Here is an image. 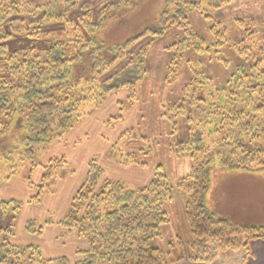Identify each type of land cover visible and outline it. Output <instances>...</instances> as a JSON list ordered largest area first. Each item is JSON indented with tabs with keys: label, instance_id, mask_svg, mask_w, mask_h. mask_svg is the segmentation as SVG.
<instances>
[{
	"label": "trees",
	"instance_id": "16d2710c",
	"mask_svg": "<svg viewBox=\"0 0 264 264\" xmlns=\"http://www.w3.org/2000/svg\"><path fill=\"white\" fill-rule=\"evenodd\" d=\"M22 1L0 0V26L7 23L10 28L0 30L1 39L18 34L37 37L41 18L67 25L74 8L83 12L71 41H56L44 54L10 57L12 78L0 80V151L8 147L7 136L16 129L21 133L18 144L26 147L24 157L32 158L52 135L61 139L82 121L80 108L85 103L98 108L109 94L119 90H126L128 105L134 106L139 101L137 82L146 77L148 48L143 46L137 51L133 44L148 35L180 29L183 37L164 48L170 58L163 83L175 94L165 107L174 130L178 119L189 131L188 141H180L178 149L171 150L177 157L188 155L194 164L176 185L178 189L186 186L192 190L184 208L189 231L186 244L192 250L187 257L205 263L214 260L220 250L243 248L241 264H250L249 243L264 240V225H232L207 205L204 196L213 163L227 171H264V43L253 38L256 31L252 30L231 44L234 61L220 54L211 56L224 47L223 29H216L217 22L210 26L214 39L205 43L193 31L186 14L187 8H194L210 18L201 12L204 2L219 8L231 0H164L165 9L154 23L115 44L99 40V33L108 17L127 9L130 0L105 4L94 21L91 18L95 10L92 13L84 0H49L50 3L31 9ZM57 4L60 9L55 14L49 12ZM210 63L224 69L222 83L209 74ZM182 72L187 79L177 89ZM117 103L122 104L121 99ZM151 148L143 155H148ZM55 160L65 162L63 158ZM120 164L147 167L145 161L130 154ZM155 175L148 184L128 187L121 181L106 179L96 159L88 162L84 181L70 203L69 215L61 221L67 231H76L87 242L86 249L76 251L77 261L73 264H174L187 258H170L169 250L156 244L162 240V227L170 222L166 206L172 200L173 187L161 172L156 171ZM190 179L193 180L187 185L184 180ZM37 195L27 203H40ZM11 201L14 202L0 196L2 207ZM25 229L30 234L41 232V226L33 222H28ZM0 232L6 233L0 241V264H72L65 257L43 259L36 246L12 243L14 231L9 227L0 226ZM177 238L180 244V237ZM170 246L175 247L172 242Z\"/></svg>",
	"mask_w": 264,
	"mask_h": 264
},
{
	"label": "rangeland",
	"instance_id": "374dc122",
	"mask_svg": "<svg viewBox=\"0 0 264 264\" xmlns=\"http://www.w3.org/2000/svg\"><path fill=\"white\" fill-rule=\"evenodd\" d=\"M84 1L88 2L92 13L95 10L91 18L94 21L97 11L105 4L123 0ZM130 1L127 9L108 17L99 33V40L115 44L131 38L154 23L165 9L164 0ZM50 2L22 1L28 3L26 6L29 9ZM60 7L57 4L49 12L55 14ZM201 9L210 18L203 17L194 8H187L186 14L193 31L204 38L205 43L209 44L214 39L209 31L210 26L217 22L219 25L216 29H223L224 47L218 48L220 52L211 53V56L220 54L229 61H234L231 44L252 30L256 31L253 38H259V44L264 43V0H231L219 8H213L204 2ZM82 12L79 7L74 8L68 15L71 23L67 25L59 21H44L40 13L37 19L41 18L43 23L37 37L18 34L7 39L0 38V43L4 44L0 46V80L12 78L9 71L12 55L44 54L56 41H71ZM0 30L7 31L10 28L6 23L0 26ZM182 37L183 32L180 29L170 28L163 35H148L133 44L137 51L143 46L148 48L146 77L137 82L139 101L134 106L129 107L126 90L109 94L98 108L91 103H85L80 108L82 121L61 139L52 135L50 141L43 143L32 158L24 157L26 147L18 144L21 133L16 129L9 133L6 140L8 147L0 151V196L4 201L14 202L11 201L5 207L0 206V226L14 231L12 243L36 246L42 258L47 260L70 255L75 246L86 249L79 241L83 238L76 231H67L61 221L69 215L70 203L84 181L88 162L96 159L103 168L106 179L121 181L128 187L148 184L156 176V171L166 176V180L173 187L172 200L166 206L170 222L162 227V240L156 244L169 250L170 258L180 255L187 257L190 254L192 250L186 244L189 231L184 219V208L191 199L192 190L186 186L178 189L176 185L191 172L194 164L188 155L177 157L171 150L178 149L177 144L180 141H188L189 131L187 125H183L178 119L174 130L172 119L165 107L168 101L174 100L175 94L163 83L165 65L170 58L164 48ZM247 39L249 40L248 37ZM207 67L209 74L218 83L224 81V69L221 66L210 63ZM225 72L228 76L229 72ZM186 79L187 76L182 72L176 88ZM176 88L172 90L175 93ZM119 99L122 104L117 103ZM149 147H152L150 153L143 155ZM128 154L135 156L138 161H145L147 167L120 164ZM56 158H63L64 164L57 163ZM7 177L10 179L5 180ZM191 180L193 179L184 181L188 185ZM45 183L46 187H43ZM35 195L40 203L28 204V200ZM204 197L207 205L232 225H264V171H227L213 163L209 168V186ZM14 206L19 207L13 209ZM28 222L41 226V232L28 233L25 229ZM4 235L6 233L0 232V241ZM177 236L180 237V244ZM171 242L174 248L170 246ZM260 242L254 250L251 248L252 243H249L252 253L248 258L250 264L264 262V240ZM244 256L243 248L224 249L218 251L215 259L210 262H194L187 257L174 264H241ZM75 258L68 259L77 261V256ZM98 264L112 263L104 261Z\"/></svg>",
	"mask_w": 264,
	"mask_h": 264
},
{
	"label": "crops",
	"instance_id": "0c3cea01",
	"mask_svg": "<svg viewBox=\"0 0 264 264\" xmlns=\"http://www.w3.org/2000/svg\"><path fill=\"white\" fill-rule=\"evenodd\" d=\"M74 238H75V236H74ZM73 240L75 241V239H73ZM79 241H81L83 243V246L82 247H85V248L87 247V242L84 239L83 240L80 239ZM260 241H262V240L252 241L251 242L252 243V247L251 248L254 250L255 247L261 243ZM77 249H82V248H80L79 246H75L74 249H73V251H71V253H69L70 255H60L59 257H62L63 256V257L70 258V259H76L75 257L77 256L76 255V250ZM258 249H259V247H258ZM51 259H53V258H51ZM70 261H71L72 264L76 262V260L75 261L74 260H70ZM263 264H264V262H263Z\"/></svg>",
	"mask_w": 264,
	"mask_h": 264
}]
</instances>
